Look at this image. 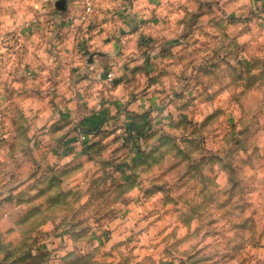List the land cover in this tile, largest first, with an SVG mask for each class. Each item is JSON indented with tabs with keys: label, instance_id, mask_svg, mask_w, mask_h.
<instances>
[{
	"label": "rangeland",
	"instance_id": "374dc122",
	"mask_svg": "<svg viewBox=\"0 0 264 264\" xmlns=\"http://www.w3.org/2000/svg\"><path fill=\"white\" fill-rule=\"evenodd\" d=\"M69 3L74 1H65L63 9L53 8L56 11L53 18H57V24L64 21L63 14H69ZM208 7L213 8V5L209 3ZM118 14L119 11L116 16ZM152 19L141 23L150 24ZM89 24L88 27L91 26ZM201 24L207 25L199 17L191 16L179 38L166 37L167 43L172 42V49H168V61H163L165 80L169 66L179 71L187 62L189 72H198L203 85L197 84L194 89L189 88L183 93H173L175 99L181 101L178 108L180 117L174 120L169 114V124L159 135L154 131L155 125L160 123L154 120V112H163V107L156 105V99L151 101L155 107H148L142 115L129 114L128 127L121 124L111 131L108 129L115 116L106 119L97 128H84L81 125L86 117L94 116V113H86L75 127L87 130L83 143L92 142L91 153L94 152V155L89 159L79 158L75 164V177H67L65 167L63 172H66L60 177L62 169L59 165L63 154L56 155L55 149H41L47 153L46 164L41 161L39 167L31 163L24 165L25 182L18 186L19 193L9 191L0 215V225H7L8 235L17 237L19 242L13 252L4 253V260L0 264H36L43 258L44 254H41L48 248V243L42 238L41 230L55 231L57 234L67 231L55 224L52 217L78 211V229H82L78 232L102 231L108 234L119 229L120 222L113 225L112 221H121V208L125 217L144 213L154 218L157 231L151 245L147 242L141 245L136 238L129 236L116 254L102 258L105 264H172L170 257L173 252L164 242L173 233V238L178 241L182 233L196 229L201 221L206 222L221 241L227 235L226 229L244 234V240L236 238L226 245V252L221 249L217 253L229 257L226 264H264V185L259 183L264 179V172L257 176L255 186L247 184L237 172L244 160L251 161L244 164L245 171L252 164L264 168V131L254 129L251 124L253 117L245 118L240 103L234 101V97L248 102L264 95V48L256 46L251 55L247 48L241 51L238 61L241 66L213 87L207 88V93L201 96L200 89L205 88L209 80L220 76L227 67L211 59L217 56L215 38L220 34L210 29L201 32ZM49 35L56 38L55 34ZM76 38L74 36V41ZM86 38L83 40L86 41ZM181 40L186 42L187 47L181 45ZM67 50L71 52L69 48ZM80 52L83 53L82 50ZM205 61L213 65L212 72L202 71ZM152 68L153 65L148 67L151 73ZM148 83L149 80H146L145 86ZM161 93L163 95V91ZM41 95L30 94L27 95L29 97L24 96L23 101L43 105L45 101ZM9 98L15 99L12 93H9ZM229 101H233L232 111L228 110ZM58 115L59 120L72 119L70 109H61ZM40 116H44L43 111H40ZM5 123H12L18 132H31L25 127L22 113H13L12 119ZM55 123H44L41 127L56 137L64 128L52 132ZM65 137H61V141L69 140ZM71 138L77 141L76 137ZM245 138L247 144L241 145V140ZM0 149L12 150V146L9 141L0 138ZM123 156H128L127 164L123 165L127 169L125 175L121 174L123 166L120 165ZM36 159L40 160L39 154ZM98 159L101 161L99 165ZM98 166L99 174L84 175L86 170L90 174L97 171ZM202 177L210 179L211 184L205 187ZM221 179H225L229 185V194L226 197H212L211 202L205 204L214 191L212 185H218ZM67 181L76 187L64 190L61 184ZM125 201L128 203L125 204ZM228 201L231 203L224 207ZM238 201L241 203L236 211L241 213V218L233 222V217L227 213L233 210ZM244 204L248 207H244ZM90 213L95 215V219L85 223L84 217ZM169 220L175 221L174 227H168ZM120 249L126 251L121 252ZM3 251L0 247V252ZM180 264L185 262L181 260ZM193 264H200V261H193Z\"/></svg>",
	"mask_w": 264,
	"mask_h": 264
},
{
	"label": "clouds",
	"instance_id": "9594fccd",
	"mask_svg": "<svg viewBox=\"0 0 264 264\" xmlns=\"http://www.w3.org/2000/svg\"><path fill=\"white\" fill-rule=\"evenodd\" d=\"M205 2L218 7L223 13L214 21L222 23L224 28L220 36L215 38L217 56L211 59L227 67L215 80L207 82L204 91L200 93L201 96L205 94L207 88L213 87L235 68L241 66L238 63L241 51L247 48L251 55L256 50L253 45L264 48V0H205ZM195 4L196 0H155V2L153 0H74V3L68 6V19L74 21L72 26L74 35L80 39L86 37L88 24H99L100 10L103 9V16L109 21L103 25L105 35L113 38L112 44L97 46L99 50L90 56L82 54L77 56L75 51L69 52L66 45L60 44L57 38L49 35L53 32L48 23L52 19L50 13L53 8L63 9L65 0H0V13L7 10L10 17L8 23L0 26V138L9 141L12 146V150L0 149V215L9 191L14 190L19 193L18 186L25 182L24 165L31 163L34 167H39L41 161L47 163L45 159L47 153L41 149L58 150L61 137H65V134V138L76 137L80 144L85 141V130L75 127L83 118V114L97 113L105 107L111 108L113 104L120 103L121 109L113 111V116L116 118L108 129L111 131L123 124L130 113L142 115L148 107L154 108L155 105L151 101L155 98L156 105L163 107V112L159 110L154 112V120L160 121L154 128L157 135L169 124V114L172 119H179L178 108L181 101L176 100L173 93H183L189 88L194 89L197 84L203 85L199 73H190L187 62L179 71L174 66H169L167 79L159 86V90L163 91L162 96H157L156 90L140 96H132L128 84L117 89L113 81L127 75L124 70L125 64L132 68L144 63L141 53L134 46H129V38L122 36L120 29L124 28L127 31L131 24L133 29L144 30L141 21L150 20L155 16L160 19L161 25L149 24V31L161 36L179 38L183 28L175 25L195 10ZM125 9L124 19L121 20L116 16V12ZM232 13L237 14V21L229 19ZM28 27H31L36 35L31 37L28 34L21 35V31ZM77 29L80 31L77 32ZM116 39L121 40V45H116ZM181 45L187 47L183 40ZM179 55L178 49L177 56ZM105 67L110 69L107 79L103 78ZM73 68L77 69L74 74L71 71ZM212 70L211 62L205 61L202 71L210 73ZM33 72L35 76L32 75ZM140 86L139 83L136 84V87ZM9 93H12L15 99L9 98ZM30 94L41 95L45 104L25 103L23 97ZM49 101L52 103H48ZM234 101L240 103L245 118L253 117L251 121L253 128L264 131V95L248 102L234 97ZM232 102L229 101V111H232ZM61 109L71 110L70 121L59 120L58 114ZM40 111L44 112L43 117L40 116ZM13 113H22L25 127L31 130L30 133L18 132L12 127V123H5L12 119ZM53 121L56 123L51 129L52 132L64 128V131L56 137H53L48 129L41 127L42 124H51ZM246 144L247 139H242L241 145ZM37 154L40 156L39 161L36 159ZM78 162L79 157L76 156L68 167ZM100 163L98 159L97 164ZM249 163L250 160L242 161L237 172L247 184L255 186L257 176L264 172V168L252 164L251 168L245 171L244 164ZM97 171H100L99 166ZM202 179L205 187L211 184L210 179L203 177ZM233 182L235 183V177ZM259 183L264 185V179ZM212 187L214 191L205 200V204L210 203L212 197H226L229 194V185L225 179H221L218 185ZM84 195L87 196V192ZM108 203L110 204L111 201ZM230 203L231 201H228L223 206L227 207ZM240 203L238 201L233 206V210L227 213L229 217H233V222H238L241 218V213L236 211ZM244 207L248 205L244 204ZM79 215L78 211H74L70 215L52 217L53 222L60 228L66 229L68 233L61 234L58 241L55 239L57 235L55 231L41 230V236L47 241L52 254L51 264H78V258L83 253H95L98 248L95 242L87 244L86 241L78 239ZM120 215L123 218L117 230L118 241L127 240L132 236L141 245L145 242L151 245L157 231L154 218H149L144 213L125 217L123 208L120 210ZM93 219L95 215L90 213L84 217V222ZM174 226L175 221L169 220L168 227ZM226 233L225 239L221 241L211 231L210 226L201 221L196 229H188L182 233L178 241L173 238V233V236L164 243L173 252L170 257L172 264H180L181 260L185 264H193V261L197 260L200 264H226L229 257L217 253L221 249L226 252V245L231 244L234 239L245 238L243 233L234 232L232 229H226ZM18 242L17 237L8 235L7 225H0V247L4 250L0 252V262L4 260V253L13 252ZM120 251L124 252L126 249Z\"/></svg>",
	"mask_w": 264,
	"mask_h": 264
},
{
	"label": "crops",
	"instance_id": "0c3cea01",
	"mask_svg": "<svg viewBox=\"0 0 264 264\" xmlns=\"http://www.w3.org/2000/svg\"><path fill=\"white\" fill-rule=\"evenodd\" d=\"M70 1V0H65ZM74 1V0H71ZM155 2V0H153ZM68 4V3H67ZM70 4V3H69ZM209 3H206L205 0H196L195 4V10L192 11L190 14H187L184 18L180 19L175 27L183 28L184 30L187 28V22L188 19L191 16H197L200 18L202 23H207V25L201 24L200 31H207L210 29L212 32H216L221 34V30L224 28V25L216 21V17L218 15H223L222 12H220L219 8L216 6H213V8L208 7ZM53 10V9H52ZM186 11V10H185ZM55 10L51 11L50 15L52 17L51 20L48 21V23L51 25V28L53 29L52 33L49 34H55L56 38L60 41V44H64L67 46V49L69 48L71 52L75 51L77 56H80L81 54L83 56H90L93 52L98 51L99 48L97 46L99 45H109L113 43V38L109 37L108 35H105V29L103 25L109 23V21L104 18L103 12L104 10H100V18H99V24H93L91 23L90 27H87L88 35L86 36L87 40L80 39L78 36L76 40L74 41V33L72 32V26L74 21L71 19H68L69 14L66 12L63 14L62 17H64V21L62 20L57 24L56 19L53 18L55 16ZM13 15H16V13H13ZM125 10L119 11V14L117 15L121 20L124 19ZM0 17H3L0 19V26H3L5 23H8L10 20L9 13L7 10L0 13ZM61 17V16H60ZM67 18V19H66ZM231 21H237L238 17L236 13H232L229 17ZM144 26V30H141L140 28L133 29L131 27V24H129L127 31H125L124 28L120 29L122 36H127L129 38V46H134L140 53L141 56L144 59L143 65H136L135 67L129 68L127 64L124 65V70L127 73L126 76L120 77L113 81V84L116 86L117 89H119L122 85L128 84L129 89L132 96H140L141 94H147L149 92H152L153 90L157 91V96H161L162 93L159 90V86L164 82L165 75L163 72V61H168V57L170 55V51L168 49L171 48L172 42L167 43V36H161L156 33H152L148 30L149 23H141ZM157 26L161 25V21L158 17L153 16L152 23ZM90 25V24H89ZM235 25L233 24L232 27ZM80 29H77V32H79ZM28 34L29 37L36 35L35 32H33L31 27L24 28L21 31V35ZM73 37V38H72ZM170 37V36H169ZM172 38H175L171 36ZM218 37V36H217ZM74 42V48L73 46L70 47V45H73ZM95 42V44L93 43ZM121 40L116 39V45H121ZM84 44H87L84 46ZM59 47V45L57 46ZM81 47V48H80ZM254 48H256V45H253ZM86 48V50H84ZM174 48V47H173ZM176 48V47H175ZM172 49V48H171ZM82 50L83 53L80 51ZM167 50V51H165ZM123 54L122 52L120 53ZM63 55V54H62ZM171 61V60H170ZM153 65L152 73L150 70H148V67ZM166 65V64H165ZM28 67L27 65L25 66ZM73 74L77 71V69H72ZM110 71L107 67H105V73ZM33 76L36 74L33 72ZM105 77V74H104ZM103 77V78H104ZM105 79V78H104ZM151 79V82H150ZM146 80H149V83L147 86H145ZM140 84V87H136V84ZM208 90V89H207ZM204 91V88L200 89V93ZM207 93V92H205ZM29 97V96H26ZM155 98L152 99L154 101ZM120 103H115L112 105L111 108L105 107L103 110L94 113L93 117H86L85 121H83L81 126H84V128H97L99 126H102L106 119H109L113 116V111H118L121 109ZM64 110V109H62ZM132 114V113H130ZM128 119L122 124L126 127L129 126V123L127 122ZM81 123V122H79ZM92 143V142H90ZM80 144L76 141L75 138H69V140H63L60 143L59 149L54 150V153L57 155L59 153L63 154L62 161L59 167H61L62 171H60V177L65 174L66 170H68L67 177H75L77 175V169L75 167V164L72 165V167H68V165L71 163L72 159L78 156L79 158H86L89 159V156H93L91 153L92 144ZM89 148V149H88ZM87 151H86V150ZM96 156V155H95ZM128 156H123L122 160H120L122 164H127ZM126 159V160H125ZM66 168V170L63 172V168ZM99 174V171L90 172L86 170L84 172V175H93ZM101 173V172H100ZM127 173V169L125 167H122L121 174L125 175ZM63 189H74L76 185L74 183H71V181H67L65 183L61 184ZM139 190V187H137V191ZM117 222H120V219L113 220L112 224L115 225ZM80 225H78V228ZM82 230V229H78ZM61 234L67 235V231L63 233H59L56 235L55 239L58 241L61 238ZM117 237V231L113 233H105V232H94V231H85V232H79L78 239L82 241H86L87 244H91L95 242L98 244V248L95 250V253H83L78 258V264H105L104 260L105 257H112L113 254L117 253V249L121 247L124 243V240L118 241L116 239ZM48 248H46L41 256L44 254L43 258H41L39 261L36 262V264H51V258L52 254L49 249V245L47 244ZM83 260V263H82Z\"/></svg>",
	"mask_w": 264,
	"mask_h": 264
},
{
	"label": "built area",
	"instance_id": "2783aa9c",
	"mask_svg": "<svg viewBox=\"0 0 264 264\" xmlns=\"http://www.w3.org/2000/svg\"><path fill=\"white\" fill-rule=\"evenodd\" d=\"M108 72H109V71H108ZM108 72H107V73H108ZM107 73H105V77H104L105 79H107ZM85 136H86V138H87V135H86V134H85Z\"/></svg>",
	"mask_w": 264,
	"mask_h": 264
},
{
	"label": "trees",
	"instance_id": "16d2710c",
	"mask_svg": "<svg viewBox=\"0 0 264 264\" xmlns=\"http://www.w3.org/2000/svg\"><path fill=\"white\" fill-rule=\"evenodd\" d=\"M85 130V129H84ZM85 134H88L87 130H85ZM89 136V135H88ZM82 263H83V260H82Z\"/></svg>",
	"mask_w": 264,
	"mask_h": 264
}]
</instances>
